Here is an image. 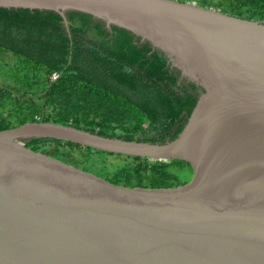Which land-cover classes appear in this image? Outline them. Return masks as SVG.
Segmentation results:
<instances>
[{"label": "water", "instance_id": "1", "mask_svg": "<svg viewBox=\"0 0 264 264\" xmlns=\"http://www.w3.org/2000/svg\"><path fill=\"white\" fill-rule=\"evenodd\" d=\"M81 13L148 42L199 87L177 138L124 141L54 123L0 132V264H264V24L177 0H0ZM54 139L159 161L191 181L130 189L22 141Z\"/></svg>", "mask_w": 264, "mask_h": 264}, {"label": "trees", "instance_id": "2", "mask_svg": "<svg viewBox=\"0 0 264 264\" xmlns=\"http://www.w3.org/2000/svg\"><path fill=\"white\" fill-rule=\"evenodd\" d=\"M264 24V0H177ZM0 8V132L54 123L124 141L165 144L186 125L199 92L166 57L128 31L69 12ZM25 147L116 187L173 189L191 181L184 161L113 154L71 142Z\"/></svg>", "mask_w": 264, "mask_h": 264}, {"label": "rangeland", "instance_id": "3", "mask_svg": "<svg viewBox=\"0 0 264 264\" xmlns=\"http://www.w3.org/2000/svg\"><path fill=\"white\" fill-rule=\"evenodd\" d=\"M183 79L187 80L186 78H183ZM187 82H190V81L187 80ZM190 83H192V82H190ZM198 92L200 93V90H199V89H198ZM27 141H28V139L25 140V141H22V143H23V142L26 143Z\"/></svg>", "mask_w": 264, "mask_h": 264}]
</instances>
